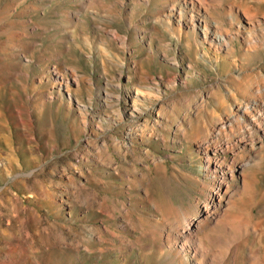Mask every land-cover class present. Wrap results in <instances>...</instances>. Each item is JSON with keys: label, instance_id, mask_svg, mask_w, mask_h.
Returning <instances> with one entry per match:
<instances>
[{"label": "rangeland", "instance_id": "1", "mask_svg": "<svg viewBox=\"0 0 264 264\" xmlns=\"http://www.w3.org/2000/svg\"><path fill=\"white\" fill-rule=\"evenodd\" d=\"M178 1L0 0V264H264V0Z\"/></svg>", "mask_w": 264, "mask_h": 264}, {"label": "bare ground", "instance_id": "2", "mask_svg": "<svg viewBox=\"0 0 264 264\" xmlns=\"http://www.w3.org/2000/svg\"><path fill=\"white\" fill-rule=\"evenodd\" d=\"M199 2V0H179L177 6L172 8L173 14H175V17H177L178 19V23H180V21L182 20H188L192 27L201 29L203 35L209 34L211 36V41L215 40L216 42H222L223 44H225V36L220 33L219 27L216 25V23L212 21L213 26H211V28L209 27L210 24L208 20H211V15L207 13L206 9L202 7ZM196 3L198 6L196 5ZM195 6L198 7L196 12ZM200 8L204 10L201 11V13H199ZM239 108L240 111L237 110L235 114L233 113L232 121L222 122L220 123L219 127H216L214 129L216 130V134L218 136H225L229 130L231 132L230 135H233V131H235L237 134H240L238 142L252 141L257 135L258 131H264V99L258 101L255 98L252 101H246V103L239 106ZM225 141V150H231L228 137H225ZM225 160L226 158H223V160L221 161L214 159V161L218 165H220L221 163L225 164ZM233 162H235V160ZM243 177L245 176L243 175ZM224 185H226V180L223 177L215 183L214 187L210 189L207 200L211 202L213 201L217 205L218 203L220 204L225 193V190L223 188ZM203 208L207 213L210 211V206L207 202H203ZM193 220L194 218L191 215H187L184 218V223L181 231L182 233L190 232L193 225Z\"/></svg>", "mask_w": 264, "mask_h": 264}]
</instances>
